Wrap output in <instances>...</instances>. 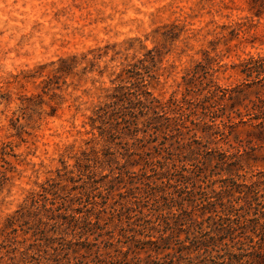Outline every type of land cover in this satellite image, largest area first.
Returning a JSON list of instances; mask_svg holds the SVG:
<instances>
[{
  "label": "rangeland",
  "instance_id": "obj_1",
  "mask_svg": "<svg viewBox=\"0 0 264 264\" xmlns=\"http://www.w3.org/2000/svg\"><path fill=\"white\" fill-rule=\"evenodd\" d=\"M251 2L0 0V148L6 146L5 157L12 170L10 180L0 190V233L7 218L31 193L55 178L57 170L73 169L74 156L87 148L86 142L97 133L90 121L94 110L107 100L114 83H119L115 81L117 74L143 58L148 50L155 48L160 53L155 68L159 79L154 83L153 92L163 100L172 95L183 97L184 76L204 58L205 50L217 58L215 68L219 70L215 80L219 85L230 87L241 83L244 79L241 64L250 57H264V12L256 16ZM60 67L67 72L58 73ZM185 107L187 112L197 111V115L191 114L188 118L187 124L193 126L190 121H197L202 110L200 106L196 110L192 104ZM249 129L247 125H239L228 136V143L217 137L214 141L218 143L211 147L227 153L249 152L248 146L240 145L237 140L245 141ZM229 131L227 129V133ZM193 134L194 131L185 128L180 137L173 135L164 139L160 136L157 143L159 147L169 146L175 150L179 147L178 139L196 145L194 140L202 132L199 130L195 138ZM148 138L147 135L144 140L147 157H171L169 177L153 173L154 166L149 165L146 169L151 176L147 179L140 174L143 162L129 166L130 171L136 173H125L116 179L114 173L110 174L104 167L98 168L93 178L97 180L92 187L96 188L95 196L79 194L83 188L62 193L57 201H66L65 207L71 208L67 213L62 210L64 216L60 221L69 222V227L67 224L66 232L60 234L59 230L54 233L56 225L52 222L48 225L49 236L57 237L55 245L59 246L58 262L52 264H68V259L64 258L66 251L61 247L68 240L75 242L73 246L85 254L80 257V264H93L95 251L108 258V264H128L112 260L123 255H128L132 262L138 257L151 260L147 257L149 244L138 239L154 240L159 229L150 233L148 227L161 223L170 209H178V201L183 197L188 199L186 203L191 212L189 216L183 215L188 217L186 220L179 221L176 229L179 235L172 246L175 249L182 243L187 246L182 252L177 251V260L166 257L167 264H228V251L247 249L252 252L259 247L249 240L232 241L226 233L234 225L235 234L247 231L257 241L260 229L254 222V210L229 208L228 199L244 203L246 197L235 193L221 200L218 193L211 192L224 184V175L219 174L215 163L181 162L180 159L186 158H179L177 154L170 156L162 148L154 149L155 142L149 143ZM250 153L252 155L244 158L245 169L239 173L245 175L247 182L258 177L264 181V151L257 149ZM134 159L138 160V156L129 158ZM119 160L123 161L121 156ZM184 163L194 171L188 182L180 174ZM106 174L110 175L105 177ZM112 178L115 180L110 182ZM147 181L153 184L127 192L130 183L141 187ZM82 183L81 180L76 182L77 187ZM227 183L231 185L232 181ZM63 184L68 188L72 186L71 182ZM156 184H161L162 190L156 188ZM235 187L242 188L236 184ZM174 197L178 200L174 201ZM87 216L90 225L85 220ZM246 218L251 220L247 222ZM17 235L14 247L28 246L32 242L30 239L21 243L24 238H30V234L18 231ZM41 241L35 242L34 250H38L37 243ZM8 249L9 246L0 249V264L10 262ZM50 252L52 254L53 250ZM71 255L73 258V253ZM217 255L226 261L223 263V258L218 259Z\"/></svg>",
  "mask_w": 264,
  "mask_h": 264
},
{
  "label": "trees",
  "instance_id": "obj_2",
  "mask_svg": "<svg viewBox=\"0 0 264 264\" xmlns=\"http://www.w3.org/2000/svg\"><path fill=\"white\" fill-rule=\"evenodd\" d=\"M251 10L256 16H261L264 12V0H252ZM203 55L204 58L198 61L194 68L184 76L185 92L182 98L172 95L169 99L163 100L153 92L154 83L158 82L159 79L155 68L160 53L155 48L148 50L143 58L130 63L117 74L115 81L118 80L119 83H114V87L107 95V100L97 106L90 117L92 129H95L97 133H93V138L86 142L87 148L74 156L73 169L64 172L57 170L55 178L47 180L41 185L40 190L31 193L25 203L7 218L0 233V249L9 246L7 255L10 256V262L7 264H37L39 262L52 264L51 262H58L57 251L59 246L55 245L57 237L49 236L48 225L52 222L57 226L54 233L59 230L60 234H64L67 224L69 227V222L60 221L64 216L61 212L64 210L67 213L71 207H65L66 201L59 202L57 199L58 197L62 198L61 194L70 191L69 189L77 188H83L79 192L81 195L95 196L93 190L96 188L93 189L92 187L93 183L97 182L93 178H96L98 168L107 167L109 173H114L116 179L122 177L125 173H136L130 171L129 166L134 167L143 162L140 174L147 177V179L151 176L147 174L146 169L149 165L154 166L151 170L153 173L169 177L172 167L171 162L168 160L171 157H158L156 159L147 157L148 153L144 149V140L147 135L149 136V143L155 142L152 145L154 149L162 148L170 156L177 154L179 158H186L180 159L181 162L190 160L193 162L191 165H194L196 161H202L206 164L215 163L219 168V174L224 175L222 178L224 184L219 189H212L211 192L218 193L221 200L226 197L230 198L235 193L240 194L241 197H246L244 203L238 201L233 203L232 200L226 199L229 200L230 209H236L238 206L240 209L247 208L249 211L254 210L256 212L254 222L260 229V234L256 235L258 237L257 241H254V236L248 234L247 231H244L242 235L235 234L234 225H231L226 233L231 236L230 240L232 241L245 243L244 240H249V242L258 244L259 247L252 252H247V249L239 252L228 251V264H264V199H260L261 197L264 198V181L258 177L256 180L251 178L250 182H247L245 175L239 173L240 170L245 169L244 158L252 155L250 152L257 149L264 151V57H250L241 64L243 81L234 86L222 87L215 80V74L219 70V68H215V65L218 64L217 58L212 56L208 50H205ZM61 62L64 63L65 60L61 59ZM57 72L67 71L60 67ZM189 96H192V98H189ZM186 104L195 105L196 110L200 106L202 110L197 121H190L193 126L187 124L188 118L191 114L197 115V111L187 112ZM237 119L238 121H235ZM239 125L250 127L245 141L237 139L240 145L246 144L248 146L249 152L247 150L244 152L237 150L234 153H227L211 147V144L218 143L214 141V138L217 137H220L219 140L227 142L228 136ZM185 128L194 131V138L199 130L202 132V135L197 136L199 138L194 140L197 143L196 145L178 139L179 147L176 150L169 146H158L157 142L160 136L164 139H168L173 135L180 137ZM227 129H230L228 133ZM150 130L152 131L149 132ZM139 133H143V135L139 136ZM124 139L125 142H123ZM129 140H133L132 143ZM5 147L0 148V190L10 180L9 172L12 171L11 167L8 166L10 162L5 157ZM130 150L136 152L131 153ZM135 155L138 156V160L130 161L129 158ZM119 156L123 161L119 160ZM186 164L184 163L180 167L182 169L180 174L188 182L193 178L194 171H191ZM110 174L104 176L107 177ZM241 178L244 179L241 183H238ZM115 179L112 178L110 182ZM80 180L83 183L80 187H77L76 182ZM227 181H232V184H228ZM64 182H71L72 186L68 188L66 184H63ZM130 184L131 186L127 188L128 193L132 192L134 188L150 187L153 182H143L141 187H133L134 184ZM235 184L240 185L242 188L236 189ZM156 188L162 190L161 184H156ZM174 198V201L178 200L177 197ZM186 201L189 202L184 197L180 198L178 209H175V211L170 209L168 214L164 215L161 223L156 225L152 223L153 225L148 227L150 233L159 229L158 235L154 236V240L138 239L141 243L149 244L147 257H150L151 260L145 261L138 257L136 262H132L128 255H123V258L115 257L112 260L126 261L128 264H167L166 257H170L172 261L177 260V251L182 252L187 246L183 243L178 249L172 246L173 240L179 235L176 231L179 221L186 220L188 217L184 218L183 215L189 216L191 212ZM237 203L238 205H236ZM61 206L63 207L61 208ZM74 210L81 213L80 210ZM80 218L79 216L76 220L78 221ZM85 220L87 225L91 224L89 216ZM249 220L251 219L246 218L247 222ZM73 226L77 225L74 224ZM79 228L81 227L79 226ZM18 231H22L24 235L30 234V238H24L21 241L24 244L32 239L28 246L24 244V246L14 247V245H17ZM41 234H44V239L40 238ZM37 240L42 241L37 243L38 250H34L36 246L34 244ZM74 244L75 242L68 240L61 245L63 250L66 251V257L64 258L68 259V264H80V257L85 255L80 253V249L75 248ZM50 249L53 250L52 254ZM70 252L73 253V258H70ZM164 252V256L159 257ZM52 255H55V257H52ZM216 257L218 259L223 258L221 255ZM93 258V264L110 263V260L99 251L94 252ZM36 260L38 261L35 263ZM225 261V258H223V263Z\"/></svg>",
  "mask_w": 264,
  "mask_h": 264
}]
</instances>
